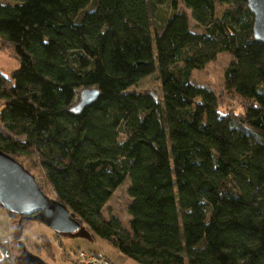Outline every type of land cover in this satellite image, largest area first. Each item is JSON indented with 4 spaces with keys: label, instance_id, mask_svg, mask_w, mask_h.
Masks as SVG:
<instances>
[{
    "label": "trees",
    "instance_id": "16d2710c",
    "mask_svg": "<svg viewBox=\"0 0 264 264\" xmlns=\"http://www.w3.org/2000/svg\"><path fill=\"white\" fill-rule=\"evenodd\" d=\"M218 1L0 0L18 61L0 70V149L140 264H264V43L246 0ZM219 53L242 111L191 78ZM153 74L158 91L134 88ZM84 89L99 94L77 111ZM127 179L125 226L103 210Z\"/></svg>",
    "mask_w": 264,
    "mask_h": 264
},
{
    "label": "rangeland",
    "instance_id": "374dc122",
    "mask_svg": "<svg viewBox=\"0 0 264 264\" xmlns=\"http://www.w3.org/2000/svg\"><path fill=\"white\" fill-rule=\"evenodd\" d=\"M181 7L184 4L180 3ZM228 4L220 3L216 0V11L220 14ZM190 16V26L192 31L201 32V28L197 27L195 21L191 17V12L186 9ZM232 61V56L228 53H219L216 58L205 66L202 70H194L192 80L196 84L204 85L216 92L221 98L225 99L226 110L242 111V102L236 98H227L224 93V72ZM17 59L13 57V53L8 47L0 45V70L8 71L16 68ZM159 80L155 74L142 78L134 88L136 89H153L159 90ZM33 171L39 178L38 169ZM45 192L50 197H54L50 188L41 180ZM130 180L127 179L114 192L111 199L104 207V215L110 214L118 216L123 225H128L130 215L127 207L131 201L127 189ZM13 218V217H12ZM15 222L14 244L11 248H5L0 253V258L5 254L11 257L17 264H80L75 260L79 250L104 252L111 257L116 264H140L127 255L119 252L107 240H104L95 234L86 226L82 225L77 231L72 233H63L50 228L43 220L38 217L16 216L13 218ZM19 221L21 229L19 230ZM20 234V236H19ZM31 239V240H30ZM52 241L51 245L49 241ZM65 252L67 254H65Z\"/></svg>",
    "mask_w": 264,
    "mask_h": 264
},
{
    "label": "water",
    "instance_id": "95a60500",
    "mask_svg": "<svg viewBox=\"0 0 264 264\" xmlns=\"http://www.w3.org/2000/svg\"><path fill=\"white\" fill-rule=\"evenodd\" d=\"M246 1L254 14V37L264 43V0ZM98 94L97 89H84L81 93V101L74 109L79 111ZM0 204L21 217H38L58 232L72 233L81 227L80 222L71 215L66 205L56 198L49 197L41 189L35 176L20 161L1 149Z\"/></svg>",
    "mask_w": 264,
    "mask_h": 264
},
{
    "label": "crops",
    "instance_id": "0c3cea01",
    "mask_svg": "<svg viewBox=\"0 0 264 264\" xmlns=\"http://www.w3.org/2000/svg\"><path fill=\"white\" fill-rule=\"evenodd\" d=\"M14 235L15 222L9 211L0 204V242L6 243V248H11L14 244ZM49 242L51 245L53 244L51 240Z\"/></svg>",
    "mask_w": 264,
    "mask_h": 264
},
{
    "label": "built area",
    "instance_id": "2783aa9c",
    "mask_svg": "<svg viewBox=\"0 0 264 264\" xmlns=\"http://www.w3.org/2000/svg\"><path fill=\"white\" fill-rule=\"evenodd\" d=\"M75 260L80 264H116L109 255L97 251L79 250Z\"/></svg>",
    "mask_w": 264,
    "mask_h": 264
}]
</instances>
